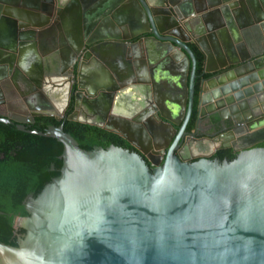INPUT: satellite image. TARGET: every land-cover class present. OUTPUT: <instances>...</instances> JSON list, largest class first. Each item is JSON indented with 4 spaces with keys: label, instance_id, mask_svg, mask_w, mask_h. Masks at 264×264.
Instances as JSON below:
<instances>
[{
    "label": "water",
    "instance_id": "1",
    "mask_svg": "<svg viewBox=\"0 0 264 264\" xmlns=\"http://www.w3.org/2000/svg\"><path fill=\"white\" fill-rule=\"evenodd\" d=\"M56 1L35 0L14 11L2 5L15 2L0 0V17L15 19L0 49V83L15 82L27 45L35 43L38 52L49 47L36 83L50 87L52 100L63 99L66 71H76L65 100L69 120L80 122L75 116L85 108L97 117L86 123L91 126L111 131L104 125L112 117L140 125L141 118L115 116L126 85H137L130 91L140 100L139 86L150 82L139 79L135 65L126 73L112 72L103 84H83V68L106 64L111 50L147 60L153 83L163 80L158 60L179 62L180 73L169 82L183 87L188 117L201 78L198 122L204 107L216 124L264 110V0ZM192 45L204 55L200 77ZM143 108L139 102L137 113ZM63 112L33 113L29 120L0 117L63 147L59 176L36 198L27 197L29 216L15 222L26 234L17 247L0 243V264H264V148L230 162H187L173 147L165 157L154 150L163 163L150 171L136 152L115 146L86 151L62 126L28 128L36 117L60 120Z\"/></svg>",
    "mask_w": 264,
    "mask_h": 264
},
{
    "label": "flooded vegetation",
    "instance_id": "2",
    "mask_svg": "<svg viewBox=\"0 0 264 264\" xmlns=\"http://www.w3.org/2000/svg\"><path fill=\"white\" fill-rule=\"evenodd\" d=\"M43 48V52L41 51L42 54L49 52L47 46ZM28 49L26 48L27 54ZM26 51L23 52L20 65L24 64V61L29 60L25 54ZM41 52L38 53L41 54ZM122 58L123 62H120V73H126L129 68L135 65L139 69V79H147L150 82L147 84L143 82L139 86V89L144 95L140 100H136L130 91L134 85H126V91L121 96L120 108L116 111L115 116L119 115L123 118H131L132 120L134 118H141L142 120L140 125H138L130 121H121L117 117H112L104 126L111 131L112 128L117 129L119 133L114 131L113 133L123 138L134 152L141 155L150 171L155 169L157 165L161 166L163 163V160L161 161L162 155L155 153L154 150L164 151L165 157L169 148L173 147L174 154L181 160L187 162H194L201 159L230 162L247 150L264 148V110L262 108L250 115L238 114L234 120L230 119L224 123L216 124L214 116H208L209 109L204 107L201 111L203 116H201L200 122H198L199 114L197 106L200 85L197 91L195 84L193 109L188 117V105L184 113L182 110L185 96L183 87L181 84L173 81L169 82V79L173 75L180 73L179 68H173L167 75L160 72L163 80H158L153 83L150 74L152 67H147L144 60H135L133 55L131 58L127 56H123ZM20 69L21 67L19 66L18 71ZM18 71H15L13 78L15 82L10 81L8 91L12 93L11 85L15 86L17 97L21 96L23 98L27 110L21 108V112H24L23 116H25V119L29 120L33 113H53V105H50L48 100H51L54 105L60 106V109L64 108L63 117H65L69 110V107L66 108L65 102L67 99V90L72 85L73 92L74 83L72 81L74 77L72 74H75L76 71L74 73H71V70L66 71L67 73L63 81L65 85L63 89L64 97L63 99H56L57 103H55V99V101L51 99L50 87L43 88L44 85L42 84L39 87L36 82H32L31 84L24 80L26 89L20 95L17 83L18 78L21 76H19ZM84 71L83 68V84L87 81ZM197 79L201 80V78ZM147 93L149 94L148 96ZM139 102L144 105V108L137 113L136 106ZM174 103L178 105V109L175 108ZM28 106L39 107V110L33 112ZM28 110L30 111L29 113L27 112ZM154 116H162L168 119V121H164L163 119L162 122L156 121ZM247 116H251L253 119L245 121V118H248ZM37 118L39 117H36L35 120ZM176 139L177 142L173 145Z\"/></svg>",
    "mask_w": 264,
    "mask_h": 264
},
{
    "label": "trees",
    "instance_id": "3",
    "mask_svg": "<svg viewBox=\"0 0 264 264\" xmlns=\"http://www.w3.org/2000/svg\"><path fill=\"white\" fill-rule=\"evenodd\" d=\"M197 60L196 74L203 72L204 55L194 45L191 46ZM208 77V75H206ZM197 91L200 80H196ZM65 117H39L31 125V130L45 132L47 128L63 127L86 151L110 146L134 152L119 135L106 129L71 121ZM61 143L52 138L40 137L19 131L15 125L0 122V243L17 247L26 232L16 228L18 217L29 216L24 205L27 197L36 198L44 187L57 178L62 167Z\"/></svg>",
    "mask_w": 264,
    "mask_h": 264
},
{
    "label": "crops",
    "instance_id": "4",
    "mask_svg": "<svg viewBox=\"0 0 264 264\" xmlns=\"http://www.w3.org/2000/svg\"><path fill=\"white\" fill-rule=\"evenodd\" d=\"M7 1L15 2L16 6L10 5V4L9 5L4 4L2 6L4 8H6L8 6L10 9H12L14 11H19L21 9L23 10V8L25 7L24 5L26 3H31V6L35 5L34 4L35 0H30V2L28 0H7ZM55 4L58 5L56 0H55ZM17 16H20V15H17ZM4 18L5 17H2V18L0 17V49H3V45H5L7 43V38H9V36H8L9 28H10L9 27V21L12 20V22H13L15 20L14 18H10V20L4 19ZM32 19H34L32 21L34 23L36 21H38L35 18H32ZM18 22H21V21H18ZM194 46H196V45H194ZM26 48H29L28 54H27ZM48 50H49V47H48ZM127 50L130 51L129 47ZM198 50H199V48H198ZM25 51H26L25 54L28 56L29 60L25 59L26 61H24V64L20 65L21 69L18 71L19 76H21L18 78V83H17V85L19 86L18 88H19V94L20 95L26 89L24 80H26L28 83H31V84H32V82H36V79H38V75L40 73V69L43 68L42 66H44L42 63V61L44 60L43 56H42L43 54L38 53V50H37L35 43H30L29 45H27L25 47V49L23 50V52H25ZM111 51H112V53H109L108 56H106V59H105L106 64L103 65V63H97V64H95V66L87 67V69H85L84 72H85V76L87 77L86 80L93 79V81H95L96 83L103 84L104 81L106 80V77H109L110 75L113 76L112 72L120 74V68H121L120 62L121 61L123 62V58H122L123 56L119 52H117L116 50H111ZM134 59L136 60V58H134ZM145 62H146L145 65L148 67L149 63L147 62V60H145ZM176 64L177 65H173V63L171 61H169L168 57L164 58L160 61L158 60V62L155 63V65L158 67V69L159 68L161 69V73H164L166 75L169 74V71H172L173 68L179 67V65H178L179 62H177ZM114 80H115L116 85L119 86L120 81H118L117 79H114ZM0 84H2V83H0ZM2 85H1V89H2V91L4 93V97H5L3 99V101H5L6 103L2 104L1 103L2 101H0V117H5V116L10 115V116H13L16 118L25 119V116H23L24 112H21V108L27 110V107H25V104L23 102V98H21V96L17 97V92H16L17 90H16L15 86L11 85L12 93H10L11 91L10 92L8 91L9 85L8 84H6V86H5V84H2ZM5 89L8 93L5 92ZM48 101H49L50 105H53V110L55 112H58V110L60 109L59 108L60 106L54 105L51 100H48ZM27 112L29 113L30 111L28 110ZM75 119L80 121V123H83V124H86V123L93 124L97 121V117L90 115L89 112H87V110L85 108H83V109L81 108L77 111ZM112 131L119 133V131L115 128H112Z\"/></svg>",
    "mask_w": 264,
    "mask_h": 264
}]
</instances>
